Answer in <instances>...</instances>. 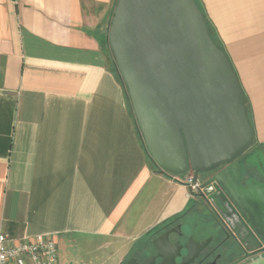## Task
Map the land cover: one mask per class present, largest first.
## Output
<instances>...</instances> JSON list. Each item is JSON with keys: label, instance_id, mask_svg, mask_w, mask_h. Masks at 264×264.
I'll list each match as a JSON object with an SVG mask.
<instances>
[{"label": "crops", "instance_id": "1", "mask_svg": "<svg viewBox=\"0 0 264 264\" xmlns=\"http://www.w3.org/2000/svg\"><path fill=\"white\" fill-rule=\"evenodd\" d=\"M116 2L0 0V233L115 248L112 264L198 198L142 146L109 65ZM203 2L264 145V0Z\"/></svg>", "mask_w": 264, "mask_h": 264}, {"label": "water", "instance_id": "2", "mask_svg": "<svg viewBox=\"0 0 264 264\" xmlns=\"http://www.w3.org/2000/svg\"><path fill=\"white\" fill-rule=\"evenodd\" d=\"M108 42L154 167L192 175L203 199L264 236V185H241L256 135L247 97L197 0H117Z\"/></svg>", "mask_w": 264, "mask_h": 264}, {"label": "flooded vegetation", "instance_id": "3", "mask_svg": "<svg viewBox=\"0 0 264 264\" xmlns=\"http://www.w3.org/2000/svg\"><path fill=\"white\" fill-rule=\"evenodd\" d=\"M246 155L241 185H264L260 156L253 154L249 162ZM247 165L252 171L248 172ZM227 207L228 215L224 216L208 199L194 200L185 214L146 236L119 264H248L264 257V236L239 209L236 212Z\"/></svg>", "mask_w": 264, "mask_h": 264}, {"label": "built area", "instance_id": "4", "mask_svg": "<svg viewBox=\"0 0 264 264\" xmlns=\"http://www.w3.org/2000/svg\"><path fill=\"white\" fill-rule=\"evenodd\" d=\"M186 184L191 197L199 193L200 182L194 183L192 175ZM0 264H60L59 249L55 240L43 234L16 242L0 233Z\"/></svg>", "mask_w": 264, "mask_h": 264}, {"label": "rangeland", "instance_id": "5", "mask_svg": "<svg viewBox=\"0 0 264 264\" xmlns=\"http://www.w3.org/2000/svg\"><path fill=\"white\" fill-rule=\"evenodd\" d=\"M204 9L206 10L205 4L203 2V0H201ZM206 14L209 18V15L207 13L206 10ZM113 17V16H112ZM210 19V18H209ZM212 21V20H210ZM212 24V28L214 30V33L216 34L217 37H219V41L220 43L223 45L224 49L227 51V53L229 54L232 62V56L230 53L229 48L227 47V44L225 43V41L223 40V38L221 37L217 27L215 26V24L213 22H211ZM108 52H109V65L111 69H116L115 64H114V58L112 56V52L111 49L108 47ZM234 64V62H233ZM235 66V64H234ZM235 69L237 71V68L235 66ZM238 73V71H237ZM239 75V74H238ZM128 103V102H127ZM129 105V104H128ZM252 115H253V110H252ZM260 146V144H253V146L250 148V150L247 152L249 155V162L253 161V153L254 150L256 149L255 147ZM150 158V157H149ZM261 163L264 166V151H263V155L261 156ZM248 168V172L252 171L250 168L253 169V167H251V165H247ZM184 176L183 178L186 179L189 177V174H185V175H181V177ZM203 198L198 195V202L201 201ZM87 245L82 246V247H67V248H58L60 249V256H61V261L63 264H99L101 262H103L102 264H110L111 262H113L114 260L117 261V259L119 258L118 254H115V248L110 249V250H106V249H101V250H94L92 248V246L90 245V243H86ZM59 246V245H57ZM112 264V263H111Z\"/></svg>", "mask_w": 264, "mask_h": 264}, {"label": "trees", "instance_id": "6", "mask_svg": "<svg viewBox=\"0 0 264 264\" xmlns=\"http://www.w3.org/2000/svg\"><path fill=\"white\" fill-rule=\"evenodd\" d=\"M197 3H198V6L201 8V10H202V11L204 12V14L206 15L207 19L209 20V25H210V28H211V31H212V36H213L214 41L217 43V45H218L220 48H223V49H224L223 45H222V44L220 43V41H219V40H220L219 37H217L216 34L214 33V30H213V28H212L211 21H210V19L208 18L207 14H206V10L204 9L201 0H197ZM108 47L110 48L109 43H108ZM224 50H225V49H224ZM225 51H226V50H225ZM226 52H227V51H226ZM227 54H228V53H227ZM228 56H229V54H228ZM229 58H230V56H229ZM230 60H231V58H230ZM231 62H232V60H231ZM232 63H233V62H232ZM114 64H115V62H114ZM233 65H234V64H233ZM115 67H116V65H115ZM234 68H235V66H234ZM111 71L115 74V76H116L117 80L119 81V83L124 87V89H125V91H126L127 102H128L129 107H130V109H131V103H130V99H129V96H128V92H127L126 87H125V85H124V83H123V81H122V79H121V77H120V75H119V73H118V71H117V68H116V69H111ZM235 71H236V69H235ZM236 73H237V71H236ZM237 74H238V73H237ZM243 89H244V88H243ZM244 92H245V90H244ZM245 95H246V97H247V109H248V112H249V117H250V119H251V123H252V125H253V127H254V129H255V125H254V121H253V115H252V107H251V103H250L249 97H248V95H247L246 92H245ZM135 126H136L137 132H138V134H139V137H140V139H141L142 146H143V148L145 149L146 153H147L148 156H149V153H148V151H147V149H146V146H145V143H144V141H143V138H142V136H141V134H140V132H139V129H138V126H137L136 121H135ZM255 131H256V129H255ZM255 144H259V142L257 141L256 135H255ZM263 151H264V145H263V144H260V146H257L256 149L254 150V152H252V153H253V154H256V155H258V156H260L259 160L261 161V156L263 155ZM151 166L154 168V165H153L152 162H151ZM176 177H178V176H176ZM193 202H194V200L191 201V204H192ZM186 212H187V211H186ZM186 212H184L183 214H185ZM183 214H180V215H178V216H175V217H173V218H171V219L166 220V221L163 222L161 225H159V226H157L156 228H154L153 230H151V231L147 234V236L152 235L154 232H156L157 230H159V229L162 228L163 226H167V225H169L170 223L174 222V221L177 220L179 217H181Z\"/></svg>", "mask_w": 264, "mask_h": 264}]
</instances>
